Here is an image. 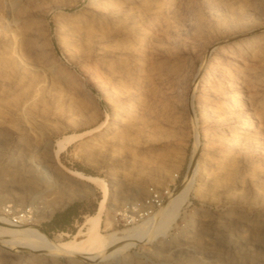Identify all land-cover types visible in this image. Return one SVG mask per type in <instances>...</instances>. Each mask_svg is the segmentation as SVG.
Listing matches in <instances>:
<instances>
[{
  "label": "rangeland",
  "instance_id": "obj_1",
  "mask_svg": "<svg viewBox=\"0 0 264 264\" xmlns=\"http://www.w3.org/2000/svg\"><path fill=\"white\" fill-rule=\"evenodd\" d=\"M6 6L0 217L87 244L102 205L100 232L131 236L97 261L9 249L0 235V264H264V0ZM175 173L173 194L191 192L174 219L156 233L158 216L117 225L124 203ZM6 208L28 213L16 224Z\"/></svg>",
  "mask_w": 264,
  "mask_h": 264
},
{
  "label": "bare ground",
  "instance_id": "obj_2",
  "mask_svg": "<svg viewBox=\"0 0 264 264\" xmlns=\"http://www.w3.org/2000/svg\"><path fill=\"white\" fill-rule=\"evenodd\" d=\"M6 2H7L6 7H8V10L9 11L13 10L15 0H6ZM14 20H16V18ZM14 20L13 21L10 20V23H14ZM42 149L44 148L39 147L37 151H40ZM83 178L88 180L91 184L96 185V186L103 187V185L105 184L102 179L95 177V176L86 175V176H83ZM190 192H191V183L188 182L184 184L183 187L178 192H176L175 194L171 196V198L168 200L164 208L161 210L156 220L153 222V225H152L153 228L149 230L150 233L158 232L167 223H169V221L175 218L179 209L181 208V206L183 205V203L186 201L187 197L189 196ZM102 207L103 206L101 205L98 212L94 214L93 216H91L87 221L86 230L83 232L85 236L90 237L87 244H81L75 240H65L61 236H58L57 240L55 239L51 240L44 232H42L39 228H37L33 224H30L20 229L14 228V226L17 227V226H22V225H15L9 221L4 220L3 217H0V223L5 225L3 227H0L2 228L0 230V235H7L11 237L10 240L5 239L8 241H2L4 243L3 246L10 249L16 246L23 247L24 245H26L24 246L25 248L51 253L54 256L55 255H70V256L74 255L75 257L79 256V258L83 257L89 260H97V261L98 259L106 260L107 258H109V256L112 253L125 248L126 247L125 243L128 242V239H130L129 237L131 235H129L130 233L127 234L124 231L113 233L110 235L102 234L100 232V227H101V223L103 220ZM144 234H145L144 236L147 235V233L145 232ZM27 244H30V245H27Z\"/></svg>",
  "mask_w": 264,
  "mask_h": 264
},
{
  "label": "built area",
  "instance_id": "obj_3",
  "mask_svg": "<svg viewBox=\"0 0 264 264\" xmlns=\"http://www.w3.org/2000/svg\"><path fill=\"white\" fill-rule=\"evenodd\" d=\"M178 179L179 174L175 173L173 182L167 188L150 186L147 195L141 201L124 203L117 212V225L135 228L145 220L155 219L173 195ZM27 213L28 210L21 213H13L9 208L5 210V215L16 224L20 223Z\"/></svg>",
  "mask_w": 264,
  "mask_h": 264
},
{
  "label": "crops",
  "instance_id": "obj_4",
  "mask_svg": "<svg viewBox=\"0 0 264 264\" xmlns=\"http://www.w3.org/2000/svg\"><path fill=\"white\" fill-rule=\"evenodd\" d=\"M56 229H58V228L56 227Z\"/></svg>",
  "mask_w": 264,
  "mask_h": 264
}]
</instances>
